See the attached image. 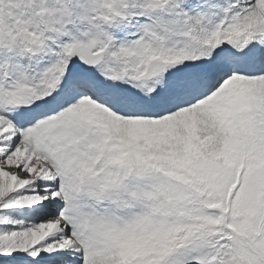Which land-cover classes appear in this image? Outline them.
<instances>
[{"label":"snow or ice","instance_id":"snow-or-ice-1","mask_svg":"<svg viewBox=\"0 0 264 264\" xmlns=\"http://www.w3.org/2000/svg\"><path fill=\"white\" fill-rule=\"evenodd\" d=\"M0 264H264V0H0Z\"/></svg>","mask_w":264,"mask_h":264}]
</instances>
